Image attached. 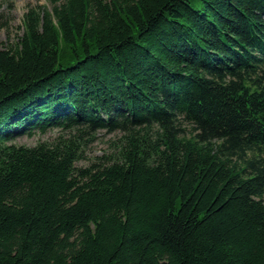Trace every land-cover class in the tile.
I'll return each instance as SVG.
<instances>
[{
  "label": "trees",
  "instance_id": "16d2710c",
  "mask_svg": "<svg viewBox=\"0 0 264 264\" xmlns=\"http://www.w3.org/2000/svg\"><path fill=\"white\" fill-rule=\"evenodd\" d=\"M0 264H264V0L30 8L0 47Z\"/></svg>",
  "mask_w": 264,
  "mask_h": 264
},
{
  "label": "rangeland",
  "instance_id": "374dc122",
  "mask_svg": "<svg viewBox=\"0 0 264 264\" xmlns=\"http://www.w3.org/2000/svg\"><path fill=\"white\" fill-rule=\"evenodd\" d=\"M48 0H0V47L13 45L24 35L25 14L32 7L47 6ZM61 131L54 129L46 134L39 132L33 136H23L17 141L18 145L29 147L36 146L40 142H53ZM122 136L120 133L99 131L92 142L84 145L85 159L77 163L79 167H87L105 154L112 153L113 144Z\"/></svg>",
  "mask_w": 264,
  "mask_h": 264
}]
</instances>
